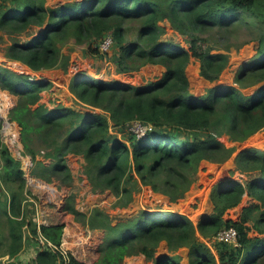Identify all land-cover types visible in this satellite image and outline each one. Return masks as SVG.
I'll list each match as a JSON object with an SVG mask.
<instances>
[{
  "label": "trees",
  "instance_id": "16d2710c",
  "mask_svg": "<svg viewBox=\"0 0 264 264\" xmlns=\"http://www.w3.org/2000/svg\"><path fill=\"white\" fill-rule=\"evenodd\" d=\"M46 3L0 1V43L4 32L14 35L32 26L45 27L24 42L15 35L6 51L9 59L34 70L66 67V43L74 40L99 53L102 39L111 34L119 46L121 71L147 64H161L166 70L159 79L144 84L75 76L72 91L80 102L102 110L97 112L38 104L50 82L0 64V87L18 96L9 116L22 128L25 152L33 159L32 175L70 184L73 175L67 155L82 154L94 192L110 190L116 198L125 199V205L143 184L177 201L191 188L203 160L221 163L234 153L236 144L228 146L222 136L239 142L264 129V0H74L54 7ZM164 20L189 37L190 48L162 40ZM130 23L138 26L134 39L129 37ZM240 28L248 35L243 40L236 37ZM252 40L257 54L235 79L243 83L248 77L260 83L252 93L222 82L209 86L203 96L191 92L187 74L191 56L200 59L201 75L216 82L230 62L228 51ZM201 42L209 43L208 47L202 48ZM215 47L226 51L212 52ZM134 120L150 123L152 128L137 136L129 129ZM2 126L0 119V264H25L22 255L28 245L35 247L32 264H65L66 259L69 264H90L71 252L63 253L64 223L39 224L31 216L26 171L3 142ZM199 132L206 136H192ZM42 149H47L44 155L51 159L49 163L39 158ZM237 163L256 174L246 184L232 178L219 182L211 192L214 211L198 223L182 212L147 208L115 223L99 207L91 213L80 210L74 194L68 196L64 209L85 226L105 229L99 257L92 264H126V257L141 253L154 264H183L179 253L156 256L162 241L172 251L189 247L190 264H264V235L250 237L246 225L264 205V149L243 148ZM133 180H137L134 186ZM246 192L262 203L245 207L239 220L225 218L227 209L237 206ZM260 221H264V210L255 220ZM230 226L240 233L239 246L225 242L210 246L200 237L212 238Z\"/></svg>",
  "mask_w": 264,
  "mask_h": 264
},
{
  "label": "rangeland",
  "instance_id": "374dc122",
  "mask_svg": "<svg viewBox=\"0 0 264 264\" xmlns=\"http://www.w3.org/2000/svg\"><path fill=\"white\" fill-rule=\"evenodd\" d=\"M1 1V0H0ZM67 1L74 0H47V6L54 7L58 4ZM162 25L165 26L166 31L162 34V40L172 41L182 44L184 47L190 48L189 37L186 35H181L174 30V27L168 20H164L161 22ZM129 37L134 39L138 30V26L135 23H130L129 25ZM34 31L33 33H35ZM24 34V33H23ZM20 34L10 35L7 32L3 33V39L0 43V64L3 62L15 70L24 71L25 74H29L30 76H34L37 79H43L50 82V85L47 89L41 92V98L38 104H46L50 108H54L59 104H64L67 106H73L76 109L87 110L90 111L92 109L97 112H102L100 108H93L86 103L80 102L75 95L74 91H72L70 85L73 81L74 77L82 74H89L90 76L99 79V80H111V79H119L124 82H129L132 84H144L152 80L159 79L165 69L162 71L159 67L161 64H147L142 66L140 69L136 70H128L121 71L123 68V64L119 61V46L116 42L112 44V46L107 51H100L99 53H92V51L88 48V45L76 44L74 40H71L68 44L66 43L63 47V53L68 55L69 58L67 60L66 67H55L42 69L45 72H50L51 70L57 69L54 71L59 77L57 72H64L70 76V81H62L60 78L57 80V87H53L54 81L46 79L45 76L34 75L38 72L30 71L29 67L25 66L23 62L19 60L9 59L8 57L4 58L2 61L1 56L5 55L8 47L15 40L16 36ZM22 35V34H21ZM246 32L245 29L240 28L236 31V37L238 40H243L245 38ZM21 40V38H20ZM24 41V40H21ZM215 45H219L224 42H211ZM209 43L201 42L200 46L202 48H207ZM95 47V44H94ZM217 50L226 51L225 48L218 49L217 47L212 49V52H216ZM230 54V62L224 69L221 77L218 81H210L205 79L201 73V61L196 56H191L190 61L187 66V74L190 80V90L198 96H203L207 93V89L209 86H214L216 83H224L226 84H235L242 88L247 93H252L255 87L259 84H255L253 82V78H246L243 83L237 82L236 76L242 69V66L247 63L249 60H252L256 54V42L249 41L244 42L241 46L236 47L233 46L229 51ZM64 59H62V62ZM20 64L19 68L15 67V64ZM4 64V65H5ZM163 66V65H162ZM164 67V66H163ZM165 68V67H164ZM34 70V69H33ZM61 70V71H58ZM34 72V73H30ZM52 82V83H51ZM65 82V83H64ZM262 83V82H261ZM52 84V85H51ZM18 100V96L11 93L8 89H2L0 87V116H2L3 126H2V138L3 142L9 147L11 153L22 162V167L24 168L25 176L27 178L26 190L25 193L28 196L29 206L31 209V216L39 223L44 224H59L64 223V234L62 239V246L68 251L74 254L78 259L82 261H91L97 253V249L100 246V243L103 242L105 229L103 228H90L88 226L83 225L82 223L76 221L74 219V215L64 209L65 201L70 194L75 195L76 206L85 212L91 213L95 207H99L106 211L115 223H117L122 218H127V214L132 213L136 210V208L142 204H145L146 207H154L161 206L162 210H172L170 206H174V203L179 204L184 199H187L189 203H187L182 213L187 214L190 218L189 213L192 214L193 220L195 223L201 219V217L205 214L209 215L212 213L211 200L208 196V189L213 185L212 189L221 181H226L228 177H232V179L237 180L238 182H242L246 184L248 181L246 179L250 177V172H240V169L236 170L239 167L237 163V154H239L240 150L245 147H254L258 149H264V129L259 130L254 135L250 136L244 141H232L229 140L227 135L221 137V139L228 145L233 146L236 144V149L234 153L224 162L210 164L211 168L209 171H214L213 178H205L206 174L209 171H198L196 175V179L191 186V189L187 191L186 198H179L177 202H173L167 205H156L150 201L152 200V195L158 196V193H154L151 190L150 185H140L138 191H134L132 200L125 205H122V201L125 199H118L116 196L110 191L105 190L103 192H94L92 190V185L89 181V178L85 172V157L82 154H74L70 153L67 155L68 163L72 171L73 180L70 184L61 183L58 179H55L52 182H48L44 179H41L37 176L32 175L31 166L33 165L32 156L27 154L24 149V145L21 140V126L18 122L10 119L9 112L10 109L16 104ZM1 109H4L2 111ZM3 113L6 114L7 118L10 120L12 130L10 128H6L7 120L3 116ZM114 133L119 134L120 136H128L127 132L117 131L115 128H112ZM182 136H186L187 132L178 131ZM193 137H205V132L192 133ZM37 148L41 146V144L36 145ZM47 152V149H42V154L39 156L40 159H44L47 163L50 162V158L46 157L44 153ZM208 161H203L202 166L206 167ZM225 164L227 166L226 171H229L231 174L220 178L223 176L222 165ZM231 179V178H230ZM132 186L137 184V180H133L131 182ZM197 188V193H193L192 189ZM54 188V189H53ZM52 191V192H51ZM161 193V192H160ZM210 193V192H209ZM146 198V199H144ZM150 198V201L147 199ZM208 201V204H207ZM176 205V204H175ZM189 205H192V208L196 209L199 205L201 209L199 211H195L192 208H189ZM242 203L234 208L227 209L224 216L226 218H234L237 217L238 212L242 208ZM149 209V208H148ZM156 209L154 211H157ZM264 210V209H262ZM200 215H197L199 214ZM261 211L256 213L257 217L259 216ZM128 214V215H129ZM264 226V225H262ZM255 227V226H254ZM250 234L257 233L258 230L252 228ZM257 230V231H256ZM66 233V234H65ZM201 235V234H200ZM202 236V235H201ZM95 239L94 244L90 241L91 238ZM213 238V237H212ZM212 238H206L203 236L202 240L205 241L210 246L213 245ZM90 241V242H89ZM216 249V247H214ZM217 250V249H216ZM215 250V252H216ZM186 248H181V252L185 253ZM22 255V260L25 264H32L31 257L35 255V247L32 245H28V248L24 250ZM188 257H184L183 261L185 264L188 263Z\"/></svg>",
  "mask_w": 264,
  "mask_h": 264
},
{
  "label": "crops",
  "instance_id": "0c3cea01",
  "mask_svg": "<svg viewBox=\"0 0 264 264\" xmlns=\"http://www.w3.org/2000/svg\"><path fill=\"white\" fill-rule=\"evenodd\" d=\"M170 23V22H169ZM45 27L44 26H42V27H40V26H32L29 30H27L26 32H23V33H21L20 35H19V38H21V40H24V41H27V39L29 38V37H32V36H34V35H36V34H38V33H40L43 29H44ZM174 30H176L175 28H174ZM34 31H36L35 33H33ZM177 32H178V30H177ZM178 33H180V32H178ZM181 34V33H180ZM182 35V34H181ZM23 41V42H24ZM7 56H6V53H5V55H3V56H1V58H2V61H3V59L4 58H6ZM22 62V61H21ZM3 65L5 64L4 62L2 63ZM23 64H25V66H27V67H29V69H30V71H35V70H33L30 66H28L26 63H24L23 62ZM6 65V64H5ZM15 65V67H17V68H19V66H20V64H17L16 65V63L14 64ZM159 65V64H158ZM7 66V65H6ZM159 67H160V69L163 71L164 69L166 70V68H164L162 65H159ZM11 68V67H10ZM15 70V69H14ZM17 72H21V73H25L24 71H18V70H16ZM38 73L37 74H34V75H38V76H45L46 77V79H48V80H52V81H54V84H53V87H57V80H58V78H60L62 81H70V76L69 75H67V74H64V72H62L61 70H58V71H61V72H57L58 73V75H59V77H57V75H56V73L54 72V71H57V69H54V70H51L50 72H45L44 70H36ZM35 71V72H36ZM30 73H34V72H30ZM42 74V75H41ZM52 83V82H51ZM65 83V82H64ZM52 85V84H51ZM203 161H208V164H206V167H203L202 166V163H203ZM201 163H200V166H199V170L198 171H203V169L205 170V171H209L210 170V168H211V166H210V164H214L215 162H212V161H209V160H203ZM216 163H219V162H216ZM226 168H227V166H225V164H223L222 165V171L224 172L223 173V176L222 177H220V178H224V177H226V176H228V175H230L231 173L229 172V171H226ZM238 168L239 167H237L236 168V170H238ZM240 169V168H239ZM240 172L242 173V172H245V173H249V171H244V170H242V169H240ZM256 174V172H252V171H250V177H248L247 179H246V181H249L250 179H252L253 177H254V175ZM214 175V171H209L207 174H206V176H205V178H213L212 176ZM230 178H232V177H228L227 179H230ZM212 187H213V185L210 187V189H208V196L210 197V200H211V207H212V211H214V208H215V205H214V203H213V201H212V198H211V192H212ZM197 188H199V186H196V188L195 189H192V191H193V193H197ZM191 189V188H190ZM151 190L154 192V193H158L157 191H154L153 190V188L151 187ZM210 192V193H209ZM186 194H187V192H186ZM184 195L183 196V198H186L187 197V195ZM144 199H146V198H144ZM148 201H150V198L149 199H147ZM179 200V199H178ZM177 200V201H178ZM177 201H172L171 200V198L168 196V195H166V194H164V193H160L159 192V195L158 196H154V195H152V200L150 201V203L152 202L153 204H156V205H167V204H170V203H173V202H177ZM187 203H189L188 202V200L187 199H184V201L182 202H180L179 204H177V203H174L173 205L174 206H170V208L173 210V211H178V212H180V211H183V208H184V206L187 204ZM240 203H242V208L240 209V211L238 212V215H237V217H239L238 219H234V218H232V219H234V220H239L240 218H241V216H242V213H243V210H244V208L245 207H248V206H256V205H258V204H261L262 202L259 200V199H257V198H255L254 196H252V195H249L247 192L246 193H244V195H243V197H242V200H241V202ZM239 203V204H240ZM176 204V205H175ZM207 204H208V201H207ZM238 204V205H239ZM237 205V206H238ZM201 206L202 205H199L196 209H194V208H192V205H189V208H192V209H194L195 211H199L200 209H201ZM161 206H154V207H146V205L145 204H142V205H140V206H138L137 208H136V210L134 211V212H132V213H128L127 214V217H132V216H134L135 214H137L139 211H140V209H142V208H149L150 210H156V209H159V210H162V208H160ZM236 207V206H235ZM232 208H234V207H232ZM230 209V208H229ZM262 209H264V205H262L261 206V210ZM261 210H257V211H255L254 213H253V218L252 219H250V220H248L247 222H246V225L249 227V236L250 237H256V236H263L264 235V226H262V225H264V221H260V222H258L257 224H256V222H255V220H256V218H258L257 217V215H256V213L258 212V211H261ZM200 213L201 212H199V214H197V215H200ZM188 214V213H187ZM190 214V216H191V219L193 220V218H192V214L193 213H189ZM205 215H207V214H205ZM205 215H203V216H205ZM202 216V217H203ZM201 217V218H202ZM225 217V216H224ZM226 218V217H225ZM227 219H230V218H227ZM194 222H195V220H193ZM256 227V229L258 230V232L257 233H253L252 235L250 234V231L251 230H253L252 228H255ZM256 230V231H257ZM66 234V233H65ZM104 237H105V232H104V235H103ZM200 237L201 238H203V236H201L200 235ZM102 240H104V239H102ZM90 241L91 242H93V243H90V244H94V242H95V239L92 237L91 239H90ZM89 241V242H90ZM101 244V243H100ZM186 248V252L185 253H182L181 252V248ZM184 247H181V248H179L178 250H176V251H172V250H170V248H169V245H168V243L166 242V241H162L161 243H160V246L158 247V250H157V252H156V256L157 257H161L162 255H165V254H171V255H173V254H177V253H179L181 256H182V258H181V261H182V263L183 264H185V262L183 261V259H184V257H188L187 259H188V263L187 264H190V249H189V247H187V246H184ZM99 257V251H98V249H97V253H96V255L94 256V258L93 259H91V261H87L86 260V262H88V263H90V264H92L95 260H97V258ZM125 263L126 264H154V262L153 261H148L147 260V257H146V255L145 254H136V255H131V256H128V257H126L125 258Z\"/></svg>",
  "mask_w": 264,
  "mask_h": 264
},
{
  "label": "built area",
  "instance_id": "2783aa9c",
  "mask_svg": "<svg viewBox=\"0 0 264 264\" xmlns=\"http://www.w3.org/2000/svg\"><path fill=\"white\" fill-rule=\"evenodd\" d=\"M114 43L113 36L111 34H107L101 41V50L107 51L112 44ZM31 79H35L34 76H31ZM152 128V124L146 123L140 120H134L129 123V129L136 133L137 136H142L148 132L149 129ZM239 231L235 226L225 227L221 229L213 238V242H225L228 244H232L234 246H239ZM63 253L67 254L68 251L62 246ZM65 264H69L68 259H66Z\"/></svg>",
  "mask_w": 264,
  "mask_h": 264
},
{
  "label": "bare ground",
  "instance_id": "6f19581e",
  "mask_svg": "<svg viewBox=\"0 0 264 264\" xmlns=\"http://www.w3.org/2000/svg\"><path fill=\"white\" fill-rule=\"evenodd\" d=\"M2 111H4V109H1ZM3 116L6 118L7 120V124H6V128H10V130H12V127H11V123H10V120L7 118L6 114L3 113ZM54 189V188H53ZM52 192V191H51Z\"/></svg>",
  "mask_w": 264,
  "mask_h": 264
},
{
  "label": "water",
  "instance_id": "95a60500",
  "mask_svg": "<svg viewBox=\"0 0 264 264\" xmlns=\"http://www.w3.org/2000/svg\"><path fill=\"white\" fill-rule=\"evenodd\" d=\"M0 119H2V116H0Z\"/></svg>",
  "mask_w": 264,
  "mask_h": 264
}]
</instances>
